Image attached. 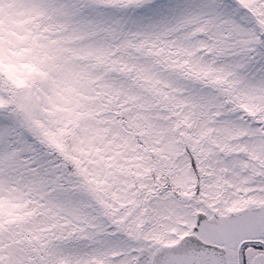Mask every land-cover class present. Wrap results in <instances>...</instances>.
Returning <instances> with one entry per match:
<instances>
[{
  "label": "snow or ice",
  "instance_id": "snow-or-ice-1",
  "mask_svg": "<svg viewBox=\"0 0 264 264\" xmlns=\"http://www.w3.org/2000/svg\"><path fill=\"white\" fill-rule=\"evenodd\" d=\"M0 264H264V0H0Z\"/></svg>",
  "mask_w": 264,
  "mask_h": 264
}]
</instances>
